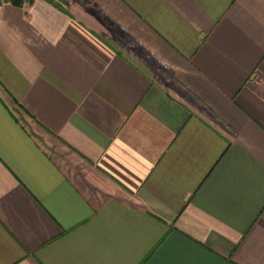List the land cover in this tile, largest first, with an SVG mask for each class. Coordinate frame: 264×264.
<instances>
[{
    "label": "crops",
    "instance_id": "1",
    "mask_svg": "<svg viewBox=\"0 0 264 264\" xmlns=\"http://www.w3.org/2000/svg\"><path fill=\"white\" fill-rule=\"evenodd\" d=\"M0 264H264V0L0 2Z\"/></svg>",
    "mask_w": 264,
    "mask_h": 264
},
{
    "label": "trees",
    "instance_id": "2",
    "mask_svg": "<svg viewBox=\"0 0 264 264\" xmlns=\"http://www.w3.org/2000/svg\"><path fill=\"white\" fill-rule=\"evenodd\" d=\"M2 1H5V2H12L14 4H17V5H22L24 4L25 2H29L31 0H0V2Z\"/></svg>",
    "mask_w": 264,
    "mask_h": 264
}]
</instances>
